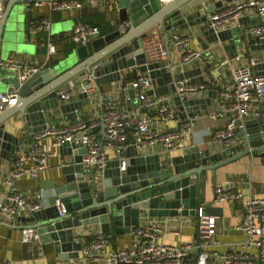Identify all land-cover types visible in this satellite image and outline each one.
<instances>
[{"label":"water","instance_id":"obj_1","mask_svg":"<svg viewBox=\"0 0 264 264\" xmlns=\"http://www.w3.org/2000/svg\"><path fill=\"white\" fill-rule=\"evenodd\" d=\"M35 1L3 0L0 3V59L3 49L8 54L24 51L25 44L16 41L15 31L18 21L24 16V8L32 6ZM238 1L241 0H172L162 4L159 0H116L114 5L120 22L124 24L129 21L133 28L126 36L114 32L110 36L97 38L91 44L93 54L89 53L87 44L79 45L67 58L50 68L41 69L40 65H36L37 71L23 81L17 78V72L0 69V90L6 87L5 93L17 94L12 108L0 113V159L9 160L10 156L19 152V138L5 130L7 121L19 122L24 128L32 126L33 134L46 129L45 112L53 117L54 109L66 122L75 121L77 111L89 103V92L96 91L99 102L105 101L101 97L103 86L118 81L120 72L130 68L135 80L138 72L147 73L152 85L148 94L155 96L174 94L175 83L182 81H189L192 85L207 83L210 90L207 98L199 95L173 97L182 119L207 114L210 96L215 98L220 91L213 83L218 82L226 70L225 62L236 58L237 51L241 49L245 55L255 49L264 50V40L252 35L250 26L214 32L205 25L206 14L224 3ZM208 2L212 3L206 5ZM255 16L259 22H253V25H260L261 19L256 12ZM199 24L204 25L200 32L206 41L201 44L202 49L206 51L210 45L218 48L226 43L222 50L229 57L216 58L208 50L200 57L206 62L204 67L174 76L158 64L148 63L142 42L148 41L149 29L159 27L168 44V35L179 27ZM88 75L92 76L91 81L85 80ZM68 81L75 86L83 83L86 92L79 94V102L59 104L56 90ZM169 84V87H164ZM129 95L132 102L137 101L133 89ZM99 129L104 134L103 125L93 131ZM237 137L239 143L219 152L205 150L181 154L163 164L158 156H142L132 147L128 149L132 151L131 156L122 163L124 170L119 169V161L108 162L100 181L92 177L87 181L82 174L65 175L64 184L57 187L56 194L62 200L66 215L59 216L53 206L23 220L34 224L31 229H34L39 241L42 244L52 242L55 252L63 260L78 258L81 243L76 241L74 230L80 227L96 225L100 235L115 243L118 234H127L139 225L141 213H145L147 218L194 216L205 196L206 172L210 171L214 178L217 168L244 157L258 159L264 165V123L256 119L247 120L244 130L239 131ZM59 152L83 156L85 149L66 140ZM77 160L80 161L79 157ZM196 229L199 245L198 221ZM198 253L197 250L192 264L196 263Z\"/></svg>","mask_w":264,"mask_h":264},{"label":"crops","instance_id":"obj_2","mask_svg":"<svg viewBox=\"0 0 264 264\" xmlns=\"http://www.w3.org/2000/svg\"><path fill=\"white\" fill-rule=\"evenodd\" d=\"M3 0L0 1V3ZM116 0H82V7L79 9H71L66 11H53L47 5L42 4L35 7L34 5L24 8V16L18 21L15 31L16 41H21L25 44L23 52L7 53V50H1L2 56L0 61L5 60H17L22 66L40 65L41 69L50 68L57 64L59 61L67 58L69 54L79 47L71 40L72 30L79 24H87L96 27L100 32V37L110 36L114 32H120L122 35H127L133 28L129 21L124 29H121L123 22H120L117 8L114 5ZM239 2V1H238ZM224 3L222 7L212 10L210 13L221 11L235 3ZM212 2H208L206 5H210ZM208 13V14H210ZM206 14V17L208 16ZM255 11L252 8H246L241 10L239 18L235 27H249L253 25V22H259V19L255 16ZM42 19L50 21L49 29H41L35 35H30V28L35 23ZM264 21V20H262ZM206 25V22H205ZM203 24L194 25L192 27H179L173 33L178 35H187L190 37V43L186 50L192 53L198 54L199 57L192 58L188 61H183L186 50L176 48L171 40V35H168V44L165 42L163 35L161 34L159 27H153L147 32L148 41H143L142 46L145 49L148 63H156L160 68L166 69L172 76L175 74L186 72L195 68L204 67V60L200 57L208 50H211L212 54L216 58L222 56L229 57L228 53L222 50V46L226 43L219 45L218 48L214 45H210L208 50H203L205 38L200 32V28ZM152 37V38H151ZM97 39V38H96ZM96 39H91L87 43L89 53L93 54L91 44ZM51 43L54 47L52 54L48 55L46 43ZM153 42V43H152ZM160 44L162 48L166 49L168 56L166 58L156 57L154 53L155 44ZM152 45V47H151ZM227 45V44H226ZM149 47L152 50V57L149 53ZM157 49V48H156ZM238 55L233 60L226 61V70L220 75V80L213 83V86L218 87L220 90L230 88L233 84L231 78V69L235 67H249L254 74L264 75V50H254L245 55L244 51L238 50ZM250 60L253 61V65H250ZM4 70V69H2ZM133 69H126L120 72V79L113 83L103 86L102 99L105 101L99 102V94L96 91L88 93V105L84 106L81 110L77 111V119L75 121L66 122L57 109L52 111L53 117L45 112V123L47 126H70L79 121H93L101 113L102 109L106 107L115 106L116 108L132 112L138 116L144 115L146 112L138 107L137 101L132 102L129 99V92L132 87V83L135 79L132 78ZM137 78L148 77L147 73H137ZM163 78V76H162ZM197 77H194V79ZM164 79V78H163ZM191 78H189L190 80ZM193 79V78H192ZM189 83V81H187ZM69 84L74 86V94L69 102H63L58 100L59 104H68L79 102V93L77 86L72 81H68L60 88L56 90L60 91L66 89ZM178 83H175L177 86ZM202 85V84H200ZM198 84V86H200ZM165 85L164 87H169ZM204 88L195 93H188L184 96L191 97L192 95H199L202 98H207L210 94L208 84H203ZM152 89L150 84L149 91ZM6 87H2L1 93H5ZM134 90V89H133ZM219 92L215 95V98L210 96V106L207 109V114L194 115L192 118H181L179 112L173 102V97L178 96L176 92L174 94L164 95L171 104L173 111L177 114L178 119L170 123L167 127H164L159 122H155L156 127L160 130H178L184 131L185 126L188 127V131L192 135H184L183 144L185 149L177 153H164L160 146L146 147L138 149V153L142 156H158L161 164L167 162L170 158L188 154L197 151L209 150L211 153L219 152L225 149L222 146H214L210 144L209 133H213L215 130L221 129L224 126V122L219 118L211 119L209 115L217 112H221L229 105L228 99H222L219 96ZM134 96L136 94L134 91ZM155 96V95H152ZM162 97V96H161ZM110 100H115L114 102ZM12 106L6 110L11 109ZM256 108V104L252 103L251 109ZM4 110V111H6ZM153 114L152 112H147ZM251 120V119H250ZM10 122V123H9ZM5 130L19 138V152L27 148L32 140V126L24 128L21 123L11 120L6 122ZM244 130V129H243ZM26 131V135L24 134ZM99 140L105 139V133L99 129L92 131ZM239 131L236 135H238ZM196 140L200 144L195 146H189L192 140ZM239 137L236 138L235 144L239 143ZM234 144V145H235ZM134 146L128 145L125 149L132 148ZM124 151V152H125ZM18 152V153H19ZM123 152V153H124ZM10 156L9 160L0 159V202L2 197L7 193L6 179L10 172V165L16 158L17 154ZM122 158L126 159L130 157L132 151L126 153V156ZM108 162L116 160L114 153L108 152ZM80 161L78 162L77 158ZM82 155L79 154H65L60 153L57 158H54L49 163V168L42 172L36 178L23 177L17 184V191L26 201H38L41 205L39 211L48 210L53 207L54 198L57 196L56 189L58 186L64 184V177L70 173L82 174L85 180L89 181L90 174L80 164ZM107 162V163H108ZM206 189L204 192L203 202L200 205V209L204 211V214L213 218L216 223V232L208 240L202 239L199 236V244L206 245L207 253L217 252L218 254L229 252H240L243 250L242 246L246 240V235L236 230V226L240 223L243 217V208L241 204H223L217 205L214 203L215 190L224 183L231 182L232 186L243 191L246 196L264 197V165L260 163L258 159L249 157L241 158L238 161L226 164L215 170V177L212 178L210 171L206 172ZM40 196V197H39ZM197 213V211H196ZM194 216H177V217H164V218H147L145 213H141L139 225L142 227L150 223L159 224L162 227L161 241L164 244L179 246L183 243H193L197 245L198 234L196 229L197 214ZM29 216L23 213H18L14 219H9L5 212H0V264H105L102 261L94 260H82L80 254L76 259H60L57 252H55L53 243L42 244L39 240L33 243H27L22 240L21 233L24 229H30L34 224L26 222L23 218ZM134 227L127 234H118L115 243L107 238V244L105 250L107 251H121L130 247L135 239L132 231L137 228ZM75 239L80 242L81 245L87 244L98 235H100L99 228L96 225L80 227L74 230ZM250 252L253 251L249 250ZM197 251H193L185 257V261L192 262L193 256ZM71 253V252H70ZM100 254L101 252H96ZM68 254V253H67ZM199 253L196 259L198 263ZM195 263V264H196ZM207 264H221V262L215 258H209Z\"/></svg>","mask_w":264,"mask_h":264},{"label":"built area","instance_id":"obj_3","mask_svg":"<svg viewBox=\"0 0 264 264\" xmlns=\"http://www.w3.org/2000/svg\"><path fill=\"white\" fill-rule=\"evenodd\" d=\"M1 1V0H0ZM162 4H168L172 0H159ZM47 5L53 11H66L82 7V0H36L35 7ZM252 8L261 19L260 25H251L249 32L264 40V0H241L221 11L210 13L207 16L206 25L214 32L231 29L236 26L241 10ZM127 26L122 24L121 29ZM50 21L42 19L30 28V35H35L39 30H47ZM71 40L76 45H85L91 39L100 37L96 27L79 24L71 33ZM187 35H171L172 44L179 49L186 50L190 43ZM153 43V42H152ZM152 47V45H151ZM156 57L166 58L168 52L158 43L155 44ZM48 55L52 54L54 47L46 43ZM152 57V50L149 47ZM199 57L198 54L186 50L183 61ZM254 63L250 60V65ZM0 69H8L17 72V78L21 81L27 79L37 69L33 66H22L17 60L0 61ZM233 84L230 88L220 90L219 96L228 99L229 105L221 112L209 115L211 119L219 118L224 122L221 129L209 133L210 144L231 147L236 142V134L244 129L247 120L256 119L264 123V76L254 74L249 67H235L231 69ZM88 75L86 81H91ZM151 80L149 77H139L132 83L136 94L138 107L144 110V115H136L132 112L116 108L115 106L102 109L100 115L93 121H79L70 126H47L45 130L33 135L31 144L21 150L10 165V172L6 179L7 193L0 202V212H5L9 219L17 217L18 213L26 216L38 212L41 205L38 201H26L17 191L16 184L23 177L36 178L49 168L52 159L59 156L61 144L68 140L85 149L80 164L87 170L95 181L103 177L105 166L108 162V152H113L116 160L121 163L119 169L124 170L122 153L128 145L138 149L160 146L164 153H177L186 147L183 144L184 135H192L185 126L184 131L160 130L155 122L167 127L178 119L168 99L161 96L148 94ZM79 94L86 92L85 85L77 86ZM204 86L192 85L182 81L175 86V92L179 97L188 93L202 90ZM74 86L69 84L66 89L56 92V96L63 102H69L74 94ZM16 93H0V113L14 105ZM252 103L256 108L251 109ZM147 112H152L149 114ZM101 125L104 126L105 139L99 140L92 131ZM200 144L195 139L189 146ZM76 174V173H75ZM89 179V180H90ZM40 197V196H39ZM214 203L241 204L243 217L236 226V230L246 235L243 250L218 254L207 253L206 245L183 243L179 246L164 244L161 241L162 227L156 223H150L137 227L132 231L134 243L121 251L105 250L107 238L98 235L87 244L81 245L79 254L82 260L102 261L105 264H192L185 261V257L193 251H199V259L196 264H207L209 258H215L221 264H264V197L246 196L243 191L237 190L231 182L219 186L215 190ZM59 216L66 215V209L61 198L56 196L53 201ZM198 229L202 239H210L216 232V223L213 218L207 217L202 209L197 213ZM22 240L27 243L36 242L38 236L34 229H24L21 233ZM254 251V253L249 250ZM100 251V254L96 252Z\"/></svg>","mask_w":264,"mask_h":264}]
</instances>
